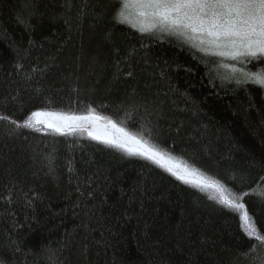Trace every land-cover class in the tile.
Returning a JSON list of instances; mask_svg holds the SVG:
<instances>
[{
    "label": "trees",
    "instance_id": "trees-1",
    "mask_svg": "<svg viewBox=\"0 0 264 264\" xmlns=\"http://www.w3.org/2000/svg\"><path fill=\"white\" fill-rule=\"evenodd\" d=\"M120 8L0 0V115L104 114L247 193L264 234V88L181 36L121 23ZM231 63L264 71V58ZM210 195L84 132L0 120V264H261L264 245Z\"/></svg>",
    "mask_w": 264,
    "mask_h": 264
},
{
    "label": "snow or ice",
    "instance_id": "snow-or-ice-1",
    "mask_svg": "<svg viewBox=\"0 0 264 264\" xmlns=\"http://www.w3.org/2000/svg\"><path fill=\"white\" fill-rule=\"evenodd\" d=\"M120 4V22H134L142 33L159 30L176 34L192 42L201 52L236 61L264 58V0H120ZM233 71H239L243 77L237 83L251 81L264 88V71L253 73L235 68ZM0 120L37 131L87 132L93 140L127 156L151 161L177 180L210 192V199L238 217L239 229L246 237L264 245V234L258 230L255 214L244 202L247 193L235 195L218 180L205 176L195 167L177 162L150 139L117 126L111 119L92 114L76 116L35 110L23 125L4 115H0ZM259 195L260 205L264 207V189ZM255 248L253 245L252 250Z\"/></svg>",
    "mask_w": 264,
    "mask_h": 264
},
{
    "label": "rangeland",
    "instance_id": "rangeland-1",
    "mask_svg": "<svg viewBox=\"0 0 264 264\" xmlns=\"http://www.w3.org/2000/svg\"><path fill=\"white\" fill-rule=\"evenodd\" d=\"M120 10H121V8H120ZM129 23H131V24H133L134 25V22H129ZM137 27H139L138 25H136ZM182 38H184V37H182ZM185 39V38H184ZM190 42V41H189ZM190 43H192V42H190ZM193 44V43H192ZM219 58H221V59H224V61H227L228 63H231L232 61H234V62H238V61H236V60H233V59H231L230 57H221V56H218ZM231 61V62H230ZM228 63H225V65L226 66H221V65H219V67H220V70H223V72H225L226 74H228L229 76L230 75H232V76H235V77H242L241 75H240V73H239V71H233V68H235V65L234 64H228ZM235 69H237V68H235ZM238 70V69H237ZM39 110H45V111H52V112H57V113H63V114H68V115H76V116H87V115H89V114H92V115H98V116H100V117H103V118H107V119H111L114 123H116L117 124V126H119V127H123V128H125L123 125H121L120 123H118L117 121H115L114 119H112V118H110V117H108V116H106V115H104V114H101V113H99V112H96V111H88V112H70V111H61V110H54V109H39ZM127 131H129V132H131V133H133L132 131H130V130H128L127 128H125ZM84 133H86L87 134V132H84ZM133 134H135V133H133ZM171 154V153H170ZM173 157H175L176 158V161L177 162H180V163H184V164H187V165H189L188 163H186L184 160H182L181 158H179V157H177V156H175V155H173V154H171ZM189 166H191V165H189ZM191 167H193V166H191ZM201 172V171H200ZM202 174H204L205 176H207V177H210V176H208L207 174H205V173H203V172H201ZM210 178H212V177H210ZM212 179H214V178H212ZM216 180V179H215ZM209 194H211L210 192H208Z\"/></svg>",
    "mask_w": 264,
    "mask_h": 264
}]
</instances>
